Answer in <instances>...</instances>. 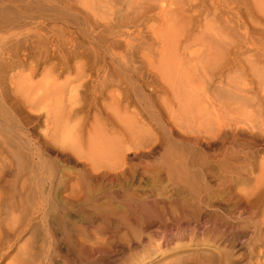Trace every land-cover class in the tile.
I'll return each mask as SVG.
<instances>
[{"label": "rangeland", "instance_id": "1", "mask_svg": "<svg viewBox=\"0 0 264 264\" xmlns=\"http://www.w3.org/2000/svg\"><path fill=\"white\" fill-rule=\"evenodd\" d=\"M21 1L22 0L17 1L15 5H22L25 3L27 5V3L37 2L51 10L45 13L37 11L36 14L40 13L37 15L33 12L38 18L31 20L33 21L32 23L28 21L26 22L28 25H23V22L19 28L9 29L10 31L4 29L0 31L1 36L3 35L4 37L7 36V38H10L15 34H25L32 37L34 36L33 40H37V37L42 34L58 38L63 33L65 36H70L71 39L75 40L76 38V42L73 45L82 48V51L92 48V50L95 49L100 53L98 61L90 57L91 59L81 58L71 63L70 66H67L71 68L70 73L62 75L61 68H57L58 73L62 75H60L57 80L58 84L65 85L66 89L58 93L59 95L50 92L49 94L53 97H49L48 94L45 98L38 100L36 102L37 106L34 107L33 110H31L28 105V107H23L22 103L24 102L21 101L24 100L21 96H16L15 100H18L17 106H19L18 109L21 114L13 115L16 116L21 128L25 131L20 130V134H23L24 138L25 136L30 137L31 144H33L31 146H33V148L39 146L43 147L42 144L45 142L46 135L52 137L50 134V127L52 126L49 125L48 127L46 116H44L46 115V111L52 114V112H54L53 110L56 108L55 112L59 114H62V110L64 114H69V109L76 106L78 107V103L83 101L84 104L86 103L87 105L89 103V105H91H87L88 109L94 105L92 111L87 112V110H84V112L81 113L82 119H84L85 115L92 114L90 118L89 116L86 118L89 124L85 127L82 133L83 135L87 130L89 131V125H94L93 117L97 115L101 117L100 125L105 126L109 121L110 124L112 123L109 126H114L112 129L120 133L119 135L116 133L117 138L122 139L123 137V140L127 141L128 138L131 139V137L133 139L147 140L148 136L152 139L153 134L157 135V137L160 136L159 138L165 135V138L171 137L170 141H177L174 143L176 149L179 141L181 142V138H183L180 134H183L185 131V127H182L180 124L184 122L183 119L180 118L181 122L177 119L178 111L181 113V110H178L179 98L177 97H179V93L182 90H179V92L176 90L179 84L184 90L181 93L185 92L184 96L192 102L191 107H193V111L192 109H188L187 111L194 113L195 119L197 116L201 118L207 115L205 118H208V124L210 125L208 129L212 130H206L204 124H208L203 123L202 130L200 133H197L202 135V138H199V142L204 153L209 155L211 159L218 161L222 160L224 157L221 154L233 146V148L238 149V151H242L239 157H245L248 151V154L254 152V154L256 153L254 155L255 161H253V163H255L254 170L244 173V177L243 179L241 178L242 180L240 183H244V178L246 182V178L248 177L260 181L261 169L264 168L262 164L264 162V0H160V2L159 0H109V2L108 0H96V2L95 0H71V8L73 10L68 9L65 5V0H25L24 3ZM102 2L106 3L105 8L104 5L102 6ZM164 2L165 4H163ZM159 3L167 8L168 15L167 13L161 12L162 9L159 8L161 7ZM94 6H97V11L93 10ZM108 6L110 7L109 11ZM75 10H77V12H74ZM102 11H104L106 15ZM110 14L113 17H111ZM100 15H105L106 18L110 16V20L114 18L113 24L117 25V29L125 27L122 32L121 30H116V32L120 34L114 33L112 39L116 38L115 42H119H117L114 50L115 55L110 54V57L109 54L106 56L103 53V51H106L103 40L107 41L109 36L104 34L106 33L104 32V28L103 32L102 29H98L99 26L95 29V25L98 23L96 20L100 23L102 22V25L106 22L100 21ZM95 16L98 18L95 19ZM85 17L89 22L84 20ZM117 18L119 20H115ZM101 24L98 23L97 25ZM39 27H42V29ZM102 34L104 37H102ZM98 35L103 38L101 43H97V41L94 40ZM129 35L131 38H129ZM126 42H128L130 46L132 45V48L127 46L128 44ZM56 47L59 56L62 58L66 55L64 50L71 48L72 45H66L65 42L61 41V43H57ZM174 47L176 51L173 50ZM219 47L221 49L226 47L225 49L227 50H221L226 54L220 52ZM216 51L219 54L216 55ZM220 55H225L224 57L226 58L222 56V59ZM103 56L107 59L109 58V60H107L108 62L115 57L116 60L114 59L112 61L115 62L114 68L117 70V76L113 78L112 82H108L107 88L105 86L104 90H99L102 91V94L100 96L97 95L98 99L93 101L92 94L95 93L94 87H96L95 83H93L95 82V73L99 75V81H104L103 79H106V62ZM88 60L91 64L95 65V69L93 71H86V80L78 82L77 69L75 66H79V63L91 66ZM125 66L129 68V71H122ZM51 67V65H42L41 72H39L40 74L34 78L33 82L37 84L41 83L43 81V75ZM27 74H29L28 70L21 69L14 72L12 71L10 74L11 76L8 74L9 76L6 77L7 79L5 78V83L8 84V87L5 85V90L9 93V99H14V94H11V89L14 86L9 82V77L18 76L14 80V82L18 84ZM84 83H89V86H85L86 88L79 87ZM218 87H226V90L228 89L227 91L232 93H243L247 100H244L245 102L242 103L247 104L240 105L233 100L221 102V97L216 95L218 94ZM71 88H80L79 93H75ZM85 89L87 90L86 93H84V91H86ZM111 98H113L112 102ZM248 100L249 102H247ZM229 103L230 105H228ZM38 105L41 107L39 108ZM8 106L7 104V107ZM37 108H39L40 112V109H42L43 113L41 112V114ZM182 113H185V111ZM198 113L200 115H198ZM39 115L42 117L38 118ZM77 123L78 122H72L68 125L62 124L63 128L62 130L60 129L61 131L59 130L58 142L56 141L54 145H63V139L65 137H67V139L64 140H67V143H71L70 139H74V136L70 132V129ZM197 124L199 123L197 122ZM80 125L82 128L84 127L83 122ZM192 125L191 127L194 128V125ZM238 126L239 129L237 128ZM252 127H256L253 133L259 135V138H256L257 142H252V140H250L253 134L249 131ZM240 131L242 132L241 140L235 143L234 134L236 132L240 133ZM27 133H29V135ZM62 134H65V136H63L64 138L61 136ZM224 134L228 135V140H226L221 150H209L207 148V139ZM189 145L191 146H188V149L193 153V148L191 149L192 144ZM54 158L55 155H52L51 159ZM134 161L135 163L138 162L137 160ZM148 161V159H144V162ZM146 175L142 177L140 172L133 181L135 183L134 188L136 190L138 189L137 191H139L140 196H150V200H153L155 198L153 195L156 194L151 190L153 189L152 184L155 182L157 186L160 185L159 188L167 186V191L173 189L166 175L161 174V177H155V179H152L148 174ZM208 179L207 181L210 187L217 190V182L211 177ZM240 183L238 187L234 188L231 192V198L229 197L226 199L227 205L223 204L222 206L221 204V206L215 205L213 207H205L203 213L199 216L192 217L191 215H187L184 216L185 218L179 217V213L176 214L178 216L176 218V215H173L170 209H165L163 215H156L151 221H148L147 228H145V230L143 229L141 241H130L128 245L124 244L122 247V243L119 242H121L120 238L122 235L127 232L125 229H114L113 226L110 230V228L104 227V224H98L96 229H93L88 227V225H83L82 228L85 230L88 237H91V234H97V236L102 239L101 244L97 246L99 249L96 250V252H92L91 255L89 253V259L87 258L83 264H104V262H106L105 264H166L169 260H173L177 256H182V258L186 259L185 262L188 264H204V259H208L209 257L212 258L214 255L218 257L224 246L230 248V239L233 236L236 239L234 248L235 256L232 260L233 264H264V246L260 248V252H256L253 256H250L248 242L252 237V232L242 236L237 225V221L241 219L251 220V223L256 225L260 223L261 220L264 221V203H262V206L260 204L259 210H251L249 204L240 197V194H242L240 191L250 192L254 184ZM263 185L261 189H264ZM259 191L260 189L257 192ZM162 192H164V190H161L159 193ZM63 196H66V194ZM33 208L34 209L30 207L28 209V214L31 218H37L40 214L38 213V209L40 208L41 212V207H38V209L37 206ZM28 214H24L23 218ZM33 214L35 216H32ZM223 220H227L229 224L225 225ZM136 226L137 223H134L133 228L139 231V228H136ZM260 226L264 225L261 224ZM227 227H229V229ZM23 236L25 238L23 237L22 241L19 240L17 242V249L13 247L5 251L11 253V256L2 264L10 263L15 256H17L18 248L32 239L31 236ZM61 238L62 236L59 235L56 239ZM126 239L127 238H123L122 240ZM85 241L86 239H82L80 242L84 243ZM80 242V250L88 247L86 244H83L85 246L83 248ZM107 242H112V247L109 250L102 246ZM61 249L64 250V247L61 246ZM108 253L111 255H108ZM154 253H156L154 256L155 260L151 261L149 257ZM70 254L71 253L67 254L65 250L58 251L57 255L54 256L55 258L52 257L50 262L48 259L41 258L40 263L79 264L80 262L74 263V258H72L74 256Z\"/></svg>", "mask_w": 264, "mask_h": 264}, {"label": "bare ground", "instance_id": "2", "mask_svg": "<svg viewBox=\"0 0 264 264\" xmlns=\"http://www.w3.org/2000/svg\"><path fill=\"white\" fill-rule=\"evenodd\" d=\"M17 1L19 0H0V31H3L4 29L12 30L19 28L23 22V25H28L26 22L38 18L34 15L37 11L45 13L51 10L50 8H47L37 2L27 3V5L26 3L22 5H15ZM21 2L24 3L25 0H22ZM71 3V0H65V5L69 10H73L71 8ZM105 4L106 3L102 2V6L104 5V8ZM163 4H165V2ZM160 6L161 7L159 8L162 9L161 12H168L167 8L161 4ZM96 7L97 6H94V11H97ZM109 10L110 7L108 8V11ZM74 12H77V10ZM102 12L105 14L104 11ZM105 15H100L99 19H101L100 21L106 22L102 25V22L100 23L96 20V22L101 25H97V23L95 25V29H97L98 26V29H102V32L105 29L104 32L106 33L104 34H107L109 38L107 41H104L102 38L104 36L102 34V37L98 35L94 40H96L97 43H101L103 40L106 44L105 45L103 43L104 46H106V51H103V53L106 56L109 54L110 57V54L115 55L114 50L117 42H119H115L116 38L112 39V37L114 36L116 30H121L122 32L125 27L117 29V25L113 24L114 18L113 20H110L111 14L107 18ZM96 18L98 17L95 16V19ZM84 20L89 22L86 17ZM115 20L119 19L117 18ZM32 22L33 21H31V23ZM39 28L42 29V27ZM33 37L25 34H15L10 38H7V36L4 37L3 35H0V264L11 256V253H7L5 251L10 250L13 247L17 249V242L19 240L22 241L24 237L23 235L26 237L27 235L31 236V241H28L22 245V247H19L17 256H15V258L8 264H41V258L48 259L50 262L52 257L57 255L58 251L64 250L67 254L71 253L72 256H74L72 257L74 258V263L80 262L79 264H83V262H85L88 258L89 253L91 255L92 252H96V250L99 249L97 246L100 245L102 241L101 237L99 238L97 234H91L92 236L88 237L85 230L82 228L83 225H88V227L93 229H96L98 224H104V227L110 228V230L113 226L114 229H125L127 232L122 235L120 238L121 242H119L122 243V247L124 244L128 245L130 241H139L142 237L143 229L145 230V228H147L148 221H151V219H153L156 215H163L165 209H170L173 215L179 213L178 216L182 218L187 215H191L192 217L199 216L203 213V209H205V207H213L215 205L221 206V204L223 206V204L227 203L226 199L230 197L234 188L238 187L244 177V173L254 170L255 163H253V161H255L254 155L256 154H254V152L248 154V151L245 157H239L242 151H238V149L233 148V146L221 154L224 157L222 160L218 161L211 159L209 155L204 153V150L199 142V138H202V135L197 133H200L202 130L201 128L203 127V123H209L207 120L208 118H205L207 115H204L201 118H198L197 116L195 119V114L190 113L191 111H187L188 109H192L193 111V107H191L192 102L184 96L185 92L181 93L184 90L181 86H179V84L177 87L178 89L176 88V90L178 92L179 90H182L179 93V97H177L179 98L178 110H181V113L178 111L180 114L178 113L177 119L179 121L180 118L183 119L184 122L180 124L182 127H185V129L183 128L185 131L183 134H180L183 138H181V142L179 141L176 149L174 143L177 141H170L171 137L165 138V135L164 137L162 135V138H159L160 136L157 137V135L153 134L152 139L148 136L147 140L133 139L131 137V139L128 138L127 141L123 140V137L122 139L117 138L116 133L118 132H115V130L112 129L114 126H109L112 123L110 124L109 121L105 126L100 125L101 117H98L97 115L93 117L94 125H89V131L87 130L83 135L82 133L84 132L85 127L89 124L86 118L88 116L90 118V115L92 114H87L84 119H82L81 113H83L84 110L90 112L94 109V105L88 109L87 105H89V103L87 102L88 104L86 105L83 101L78 103V107L76 106L69 109V114H64L63 110L62 114H59L58 112H55L56 108L53 110L54 112H52V114H50L51 112L46 111V115L44 116H46L48 127L49 125L52 126L50 127V134L52 137H50V135H46L45 142L42 144L43 147L39 146L37 148H33V146H31L33 144H31L30 137L25 136L24 138L23 134H20V130L23 129L21 128L19 121L16 119V116L13 115L21 114L18 109L19 106H17L18 100H15L16 96H21L24 100L21 101L25 103V105L22 103L23 107L28 105L31 110H33L34 107L37 106L36 102L45 98V96L50 92L53 94L57 93V95H59L58 93L66 89L65 85L58 84L57 80L61 74L58 73L57 68H61L62 75L70 73L71 68L67 66H70L71 63L76 62V60L81 58H92L93 60L98 61L100 54L97 50H92L90 47L89 50L82 51V48L75 47L73 45L76 42V38L75 40L71 39L70 36H65L63 33L58 38H54L55 36L49 37L47 34L39 35L37 40H33ZM105 37L107 39L106 35ZM129 38H131L130 35ZM61 41L65 42L66 45H72L71 48H66L67 50L63 49L66 55L62 58L59 56L58 49L56 47L57 43L59 44ZM126 43L128 44V42ZM127 46L132 48V45L130 46V44ZM221 48L220 52L227 50L225 49L226 47L223 48L224 50ZM175 49L176 48L174 47L173 50ZM217 51L216 55L219 54ZM220 56L222 57L223 55ZM114 59L112 58V60ZM107 60H109V58L107 59L104 57V61L106 62V79H103L104 81H99V75H97V73L94 75L95 82L93 83H95L97 88L93 86L95 89V93L92 94V98L94 99H92L93 101L98 99L97 95L100 96L102 94V91L99 90H104L105 86L107 88L108 82H112L113 78L117 76V70L114 68L115 62L111 60L113 62L112 63ZM89 63L91 64V62ZM79 64V66H75L78 75L77 81L83 82V80H86V71H93L95 69V65L91 64V66H86V64L83 63ZM42 65H51L52 67L45 72L41 83H34L33 80L40 74L39 72H41ZM21 69L28 70L29 74L22 78V82H19L20 84H16L14 82L15 78L18 76L9 77V82L14 86L12 89L10 88L11 94H14V99L11 100L9 99V93L5 90V85L8 87V84L5 83V78L9 76L12 71L14 72ZM128 69L129 68H126L125 66L122 71H129ZM85 86H89V83H84L79 87L86 88ZM79 89L80 88H71V90L75 91V93H79ZM227 90L226 87L217 88L218 94L216 95L221 97V102L233 100L240 105L247 104L242 103L247 100L243 93H232ZM237 91L241 92L239 90ZM86 92L87 90L84 91V93ZM51 96L52 95L49 94V97ZM112 100L113 98H111V102ZM247 102H249V100ZM7 104L9 105L8 107ZM228 105H230V103ZM40 107L41 106H39V108ZM39 108H37L38 111ZM40 110L41 112L43 111L42 109ZM182 110L185 111V113H182ZM198 115L200 114L198 113ZM180 116H183L184 118ZM41 117L40 115L38 116V118ZM72 122L78 123L73 126V128L75 127L74 129H70V132L74 136V139H70L71 143H67V140H64L67 139V137L64 138L63 136H65V134H62L61 136L64 138V144L57 146L54 145L56 141L58 142L60 133L59 130H62L63 128L62 124L68 125ZM82 122L84 123L83 128L80 125ZM197 122L199 124H197ZM192 124L194 125V128L191 127ZM204 126L206 130H209V124H204ZM237 128L239 129V126ZM255 128L256 127H252L249 131L253 134L250 139L252 142H257L256 138H259V135L253 133ZM27 134L29 135V133ZM119 134L120 133H118V135ZM241 136V131L240 133L236 132L234 134L235 143H238L241 140ZM226 140H228L227 134L207 139V148L209 150H221L224 147ZM189 144H192L191 149L193 148V153H191V150L188 149V146H191ZM52 155H55L54 159H51ZM145 158L149 161L144 162ZM134 160H137L138 162L135 163ZM262 164L264 165V162ZM140 172L142 177L148 174L152 177V179H155V177L158 178L161 174L166 175L173 189L167 191V186L159 188L160 185L157 186L154 181L155 183L152 184L153 189L151 191L156 194L153 195L155 198L150 200V196H140L139 191H137L138 189L136 190L134 188L135 183L133 182ZM261 172L260 181L254 178L252 179V177H248L245 182L244 178L245 184H254V187H251L252 190L250 192L239 190L240 193L242 192L240 197H242L245 202L249 204L251 210L255 209V211L259 210L260 204L262 206V203H264V189H261V186L264 183V168L261 169ZM209 177L213 178L217 182V190L210 187L209 182L207 181L209 180ZM259 189L260 191L257 192ZM161 190H164V192L159 193ZM64 194H66V196H63ZM36 206L37 209L38 207H41V212L39 208V216L37 218H31L28 214V209L30 207L34 209L33 207L36 208ZM24 214L28 215L23 218ZM32 216L35 215L33 214ZM178 216L176 215L175 217L177 218ZM223 222L225 225L229 224L227 220H223ZM134 223H137L136 228H139V231L133 228ZM260 223L264 225L263 220H261ZM260 223H257L256 225L251 223V220L249 221L243 219L237 221V225L242 236L252 232V237L248 242L250 256H253L256 252H260V248L264 246V226H260ZM229 227L227 228L229 229ZM59 235H61L62 238L56 239ZM123 238L127 239L122 240ZM82 239H86V241L81 243L80 241ZM235 241L236 239L233 236L230 239V248L228 246H224L218 257H216V255L212 258L208 256L209 258L204 259L203 263L233 264L232 260L235 256ZM79 242L83 248L85 247V244L88 247L86 246L87 248L80 250ZM61 246L64 247V250L61 249ZM102 246L109 250L112 247V242H107L106 244L104 243ZM156 253L150 255L149 259L151 261L155 260L154 256ZM109 254L110 253H108V255ZM185 260L186 259L182 258V256H177L173 260H169L166 264H188ZM105 263L106 262H104V264Z\"/></svg>", "mask_w": 264, "mask_h": 264}]
</instances>
